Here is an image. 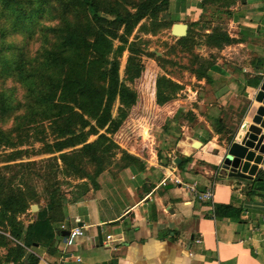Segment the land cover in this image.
<instances>
[{"label": "crops", "instance_id": "obj_1", "mask_svg": "<svg viewBox=\"0 0 264 264\" xmlns=\"http://www.w3.org/2000/svg\"><path fill=\"white\" fill-rule=\"evenodd\" d=\"M230 10L237 31L230 36L240 40L221 51L226 59L219 58L196 86L185 87L192 90L191 102H166L150 129L162 159L156 154L145 163L134 156L138 161L118 176H102L97 188L76 199L65 196L55 213L48 210L47 189L38 187L30 203L37 211L19 217L21 242L0 234L33 254L37 264H264V191L253 194L255 178L218 172L240 126L251 123L261 106L255 96L264 82V0H238ZM178 109L184 119L176 133L169 123ZM171 133L180 139L170 146ZM195 142L201 146L193 148ZM258 169L264 171V162ZM190 187L212 190V202L200 201ZM213 205L239 209V218L213 219ZM75 227L84 235L66 248L65 234Z\"/></svg>", "mask_w": 264, "mask_h": 264}, {"label": "rangeland", "instance_id": "obj_2", "mask_svg": "<svg viewBox=\"0 0 264 264\" xmlns=\"http://www.w3.org/2000/svg\"><path fill=\"white\" fill-rule=\"evenodd\" d=\"M98 1L118 2L123 10L133 12L146 0ZM237 1L209 0L203 4L201 0H170L168 6L155 16L142 20L128 37L129 43L137 42L135 51L141 55L133 59V68L135 71L141 68V75L133 81L126 78L127 51L120 57L119 68L120 78L137 93L136 105L127 111L119 130L107 135L113 143L109 151L106 150L109 142L104 143L95 158L79 153L82 145L67 148L61 152L70 155L67 164L55 151L56 143L62 139L57 137L51 123L33 116L26 109L28 99L21 83L22 70H13L21 62H24L23 70L33 67L32 60L37 51L41 53V39L46 37L40 36L37 28L32 34L27 30L12 32L11 19L0 13V174L12 180L14 185H20L24 175L32 181L35 190L45 187L61 203L67 195L76 199L90 188H97L102 176H118L127 163L138 161L134 156H141L145 163L152 161L156 154L162 159L159 148L152 144L150 129L155 128L159 115L166 110V102L173 105L191 102L192 90L185 87L196 86V80L210 73L211 66L219 58L226 59L221 51L229 52L227 47L240 40L230 36L237 32L230 22L234 15L230 7ZM54 5L57 6L56 1ZM44 14L41 31L46 28L45 36L54 39L52 28L58 24L57 11L49 13L45 10ZM176 24L187 26V40L173 34ZM225 36L229 37V43L224 42ZM114 45L117 46V42ZM178 110L172 117L173 122L169 123V128H174L176 133L184 119V113ZM171 135L170 146L180 139L174 133ZM160 136L167 143L163 135ZM96 138L90 137L87 143ZM0 232L3 231L0 229ZM3 237L7 250L16 244ZM7 250H0V264Z\"/></svg>", "mask_w": 264, "mask_h": 264}, {"label": "trees", "instance_id": "obj_3", "mask_svg": "<svg viewBox=\"0 0 264 264\" xmlns=\"http://www.w3.org/2000/svg\"><path fill=\"white\" fill-rule=\"evenodd\" d=\"M169 1L146 0L130 12L123 10L118 2L98 0H0V13L11 19L12 32L27 30L32 34L37 28L40 36L46 37L41 39V53L37 51L33 67L23 70L24 62H21L12 69L22 70L21 83L27 92L28 112L49 121L57 137L62 139L56 143L55 151L60 153L59 159L64 164L68 163L70 155L61 152L67 148L82 145L79 153L95 158L104 143L109 142L107 151L113 145L107 135L119 130L127 111L138 99L137 93L120 78V57L124 51L128 52L126 78L138 79L142 70H134L133 59L141 54L135 51L137 42L129 43L128 37L142 20L155 16ZM201 1L205 4L209 0ZM45 10L57 11L58 24L52 28L54 39L45 36L46 28L41 31ZM185 37L181 39L187 40ZM224 42L229 43L228 36ZM205 77L203 74L200 79ZM92 136H97L96 140L87 143ZM252 187L253 194L264 191V171L255 178ZM47 194L48 210L55 213L61 207L60 200L48 189ZM36 197L29 178L23 175L20 185H14L0 174V229L3 233L21 242L24 226L19 216L30 209ZM212 209V218L221 220H236L241 212L229 205H213ZM4 240L0 236V245H4ZM31 244L27 240L26 247ZM11 262L37 264L38 259L14 243L4 259L5 264Z\"/></svg>", "mask_w": 264, "mask_h": 264}, {"label": "water", "instance_id": "obj_4", "mask_svg": "<svg viewBox=\"0 0 264 264\" xmlns=\"http://www.w3.org/2000/svg\"><path fill=\"white\" fill-rule=\"evenodd\" d=\"M172 31L182 38L187 34V26L176 24ZM255 101L261 106L256 110L251 123H242L234 142L226 149V156L219 170L220 176L252 181L262 172L258 166H262L264 162V82L258 88ZM200 146L199 142L193 144V148ZM179 162L178 158L174 161L175 164ZM37 209L35 205L30 207L31 212H36ZM68 234L66 232L65 236Z\"/></svg>", "mask_w": 264, "mask_h": 264}, {"label": "built area", "instance_id": "obj_5", "mask_svg": "<svg viewBox=\"0 0 264 264\" xmlns=\"http://www.w3.org/2000/svg\"><path fill=\"white\" fill-rule=\"evenodd\" d=\"M166 182L163 180L160 185L165 186ZM191 192L194 193V195L203 202H212V196H213V191L210 189L205 190L203 193L197 192V190L194 187H190ZM262 222L264 223V216L262 217ZM84 232L82 228L75 227L69 231L68 236L65 238L64 245L66 248L73 246L77 239L83 237ZM111 236H106V240H110ZM197 243H200V240L196 241Z\"/></svg>", "mask_w": 264, "mask_h": 264}]
</instances>
